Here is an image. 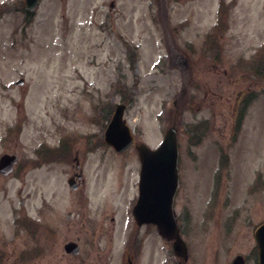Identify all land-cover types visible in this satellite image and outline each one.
<instances>
[{
  "label": "rangeland",
  "instance_id": "obj_1",
  "mask_svg": "<svg viewBox=\"0 0 264 264\" xmlns=\"http://www.w3.org/2000/svg\"><path fill=\"white\" fill-rule=\"evenodd\" d=\"M23 1L0 0V156L22 160L0 175V264L33 247L15 218L43 200L56 230L40 235L42 264L74 263L69 239L119 251L140 168L134 147L118 154L100 140L120 102L151 148L175 125L176 208L197 223L201 264L249 253L264 221V0ZM66 137L64 161L46 155ZM75 150L85 178L76 192L66 179Z\"/></svg>",
  "mask_w": 264,
  "mask_h": 264
},
{
  "label": "flooded vegetation",
  "instance_id": "obj_2",
  "mask_svg": "<svg viewBox=\"0 0 264 264\" xmlns=\"http://www.w3.org/2000/svg\"><path fill=\"white\" fill-rule=\"evenodd\" d=\"M78 152L79 151L75 150L74 155L70 157L74 162V169L72 173L66 177L67 181H72L74 184V189L72 188L71 190L75 192L79 191L81 187L84 186L85 182ZM137 196L138 192L136 190L125 211L130 217V220L128 219V222L125 224L122 232V246L118 249L119 251L117 253H113L111 247L94 248L89 252H84L85 250L82 248L79 239L76 238L69 239L63 244V255L68 257L70 261H73L74 263L72 264H201L200 258H198V256L200 257L199 251L196 252L198 254H194L193 249V236L196 234L195 227L197 223L192 221L187 209L185 207L177 209L174 203L175 227L186 246L185 249L182 247L180 253H177L173 248L174 238L163 236L159 232L157 224L148 221L140 222L138 220L134 211ZM45 204L46 201L43 200L42 205L37 206V208L35 207L34 215L21 211V214L16 218L18 232L21 235L28 236L27 239L33 244V247H27L25 250L21 249L19 253L24 250L25 254H21L20 256L18 253L17 261L13 264H42L40 258L45 256V254L44 250L39 247L38 241L40 235H45L46 233L50 237L51 233L56 230V225L53 222L51 224L49 221L46 222L43 220V211L48 207ZM125 215L124 218L127 219V215ZM110 221L113 224L111 229V233L113 234L116 232L115 225L118 222L114 212L110 217ZM66 223L68 224L69 222L66 221ZM192 230H194L195 233L193 236H191ZM97 231L101 232L102 226L98 228ZM120 233L121 229L115 233L117 234V238ZM69 242H75L77 244L76 252L65 249V245ZM228 247H226V249L222 248V252L228 253ZM237 255L242 254L237 253L235 256ZM115 257H117L116 263H114ZM242 257L243 264H258L255 239H253V244L249 249V253L242 255ZM233 259L234 258L226 261L224 264H231Z\"/></svg>",
  "mask_w": 264,
  "mask_h": 264
},
{
  "label": "water",
  "instance_id": "obj_3",
  "mask_svg": "<svg viewBox=\"0 0 264 264\" xmlns=\"http://www.w3.org/2000/svg\"><path fill=\"white\" fill-rule=\"evenodd\" d=\"M38 0H25L27 8H33ZM16 83H22V79ZM123 104H118L104 132V140L117 152L127 150L134 137L126 121L122 118ZM141 163L139 179V197L134 208L140 222L148 221L157 224L160 233L168 238H174V249L181 252L185 244L177 233L172 210L174 194L179 186L177 158L178 142L176 130L170 127L158 145L152 149L145 143L135 145ZM14 155L4 154L0 157V173L7 175L16 162ZM69 184L73 186L72 182ZM259 249V264H264V223L255 231ZM68 251L76 252L77 245L70 242L65 245ZM232 264H242L236 258Z\"/></svg>",
  "mask_w": 264,
  "mask_h": 264
}]
</instances>
